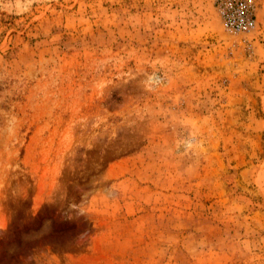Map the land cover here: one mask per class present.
Here are the masks:
<instances>
[{
  "label": "rangeland",
  "instance_id": "374dc122",
  "mask_svg": "<svg viewBox=\"0 0 264 264\" xmlns=\"http://www.w3.org/2000/svg\"><path fill=\"white\" fill-rule=\"evenodd\" d=\"M219 1L0 0V264H264V0Z\"/></svg>",
  "mask_w": 264,
  "mask_h": 264
},
{
  "label": "built area",
  "instance_id": "2783aa9c",
  "mask_svg": "<svg viewBox=\"0 0 264 264\" xmlns=\"http://www.w3.org/2000/svg\"><path fill=\"white\" fill-rule=\"evenodd\" d=\"M217 9L227 31L247 34L254 29L253 6L248 0H220Z\"/></svg>",
  "mask_w": 264,
  "mask_h": 264
},
{
  "label": "trees",
  "instance_id": "16d2710c",
  "mask_svg": "<svg viewBox=\"0 0 264 264\" xmlns=\"http://www.w3.org/2000/svg\"><path fill=\"white\" fill-rule=\"evenodd\" d=\"M61 232H63V230L61 229V227H56V228H54L53 230H52V233L54 234V235H56V234H60Z\"/></svg>",
  "mask_w": 264,
  "mask_h": 264
}]
</instances>
